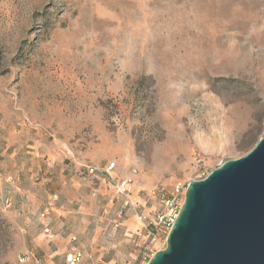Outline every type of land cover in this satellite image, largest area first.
Returning <instances> with one entry per match:
<instances>
[{
    "label": "rangeland",
    "instance_id": "obj_1",
    "mask_svg": "<svg viewBox=\"0 0 264 264\" xmlns=\"http://www.w3.org/2000/svg\"><path fill=\"white\" fill-rule=\"evenodd\" d=\"M263 135L264 0H0V264H147L133 206Z\"/></svg>",
    "mask_w": 264,
    "mask_h": 264
},
{
    "label": "water",
    "instance_id": "obj_2",
    "mask_svg": "<svg viewBox=\"0 0 264 264\" xmlns=\"http://www.w3.org/2000/svg\"><path fill=\"white\" fill-rule=\"evenodd\" d=\"M166 241L147 264H264V135L188 184Z\"/></svg>",
    "mask_w": 264,
    "mask_h": 264
},
{
    "label": "built area",
    "instance_id": "obj_3",
    "mask_svg": "<svg viewBox=\"0 0 264 264\" xmlns=\"http://www.w3.org/2000/svg\"><path fill=\"white\" fill-rule=\"evenodd\" d=\"M115 163L109 164L105 168L107 175H112L111 170L115 167ZM96 168H90L91 172H95ZM118 190L122 194H126L125 204L126 206L131 205L130 194L132 192L133 178L126 177L123 179H116ZM186 187L176 184L172 186L160 185L152 191L153 197L157 199L160 204V208L157 209L153 214H146L144 211L138 210L137 206H133L136 212V216L139 221L143 224L150 237L153 240L167 239V235L173 225L175 224L181 207L185 201ZM12 204V189L6 186V188L0 191V208L7 210ZM50 205L45 204L39 213V219L42 220V230L50 238L53 239L55 233L51 225V221L47 220L50 213ZM147 223V224H145ZM154 251L151 253L147 251L144 259L151 258L154 255ZM85 253L83 248L78 242L76 235H70L69 247L65 253L64 264H79L84 259ZM34 257V253L28 250L21 256L22 261H28Z\"/></svg>",
    "mask_w": 264,
    "mask_h": 264
}]
</instances>
